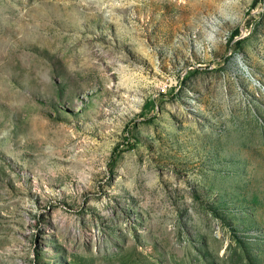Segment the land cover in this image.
Segmentation results:
<instances>
[{"label": "rangeland", "instance_id": "1", "mask_svg": "<svg viewBox=\"0 0 264 264\" xmlns=\"http://www.w3.org/2000/svg\"><path fill=\"white\" fill-rule=\"evenodd\" d=\"M0 264H264V0H0Z\"/></svg>", "mask_w": 264, "mask_h": 264}, {"label": "trees", "instance_id": "2", "mask_svg": "<svg viewBox=\"0 0 264 264\" xmlns=\"http://www.w3.org/2000/svg\"><path fill=\"white\" fill-rule=\"evenodd\" d=\"M260 1V0H259ZM126 146V149L130 150L134 147V142L131 141L128 135H125V140L121 143L116 144L111 152L110 160L108 162L109 165H111L114 162V159L121 153L122 147Z\"/></svg>", "mask_w": 264, "mask_h": 264}]
</instances>
